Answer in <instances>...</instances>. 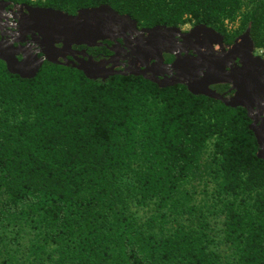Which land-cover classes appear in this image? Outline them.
<instances>
[{
    "label": "trees",
    "instance_id": "16d2710c",
    "mask_svg": "<svg viewBox=\"0 0 264 264\" xmlns=\"http://www.w3.org/2000/svg\"><path fill=\"white\" fill-rule=\"evenodd\" d=\"M37 4H106L143 28L249 29L264 49V0ZM249 124L183 85L94 81L49 62L22 79L0 61V264H264V161Z\"/></svg>",
    "mask_w": 264,
    "mask_h": 264
},
{
    "label": "water",
    "instance_id": "95a60500",
    "mask_svg": "<svg viewBox=\"0 0 264 264\" xmlns=\"http://www.w3.org/2000/svg\"><path fill=\"white\" fill-rule=\"evenodd\" d=\"M8 4L10 2L0 0V6ZM27 10L28 12L19 19L16 38L10 42L0 41V61L5 64L10 74L22 79H32L37 75L42 64L49 62L71 66L81 71L87 79L94 81L105 80L115 75L127 76L129 73L142 75L160 88L183 85L193 95L220 101L226 107L245 109L248 118L252 120L249 129L253 132L257 143L256 156L264 161V120L257 125L253 117L255 107L264 109V59L253 54L254 43L249 29L242 34L241 41L235 43L227 52V55L235 57L240 62V66L228 74L223 64L213 57L209 47L204 49L203 46L196 50L194 58H191L186 51L183 55L175 54L174 51L163 47L169 40L171 42L175 37L186 35L189 38L205 41L209 46L213 44L214 38H219L221 41L222 36L219 33L203 24L194 26L188 32H181L179 27L163 25L138 30L137 22L129 15L119 14L106 4L81 8L75 14L50 7H27ZM28 35L38 48L36 53L30 45L14 46L15 42H25L24 39ZM118 39L122 40L137 57L134 61L136 66L137 63L142 64L150 60L162 65L163 52L175 54L176 60L168 67L171 68L169 72L174 71L175 74L162 77L152 72L147 76V68L137 72L128 67L126 68L128 73L116 70L117 65L114 60L117 55L116 49L120 46ZM104 41L113 44L110 50L114 55L107 61H94L84 50L73 49L74 46L86 48L100 46ZM38 53L41 54L40 57ZM19 55L22 56L21 60L18 59ZM220 75L226 76V79H216ZM217 83L231 84L235 91L234 95L226 97L211 89V85Z\"/></svg>",
    "mask_w": 264,
    "mask_h": 264
},
{
    "label": "flooded vegetation",
    "instance_id": "af4514ba",
    "mask_svg": "<svg viewBox=\"0 0 264 264\" xmlns=\"http://www.w3.org/2000/svg\"><path fill=\"white\" fill-rule=\"evenodd\" d=\"M27 7L30 8H37V7H43L37 4V0H31L29 3H11L8 5L0 6V41H13L14 38H16V34L19 30V19L28 12ZM194 26L196 25H183L180 26L181 32H188L190 31ZM138 30H141L143 27H138ZM217 33H219L222 36L221 41H219V38H214L213 44L209 46L208 43L202 42V40H197L196 38H189L186 36L183 37H175L174 41L169 40L168 43L164 44L163 47L168 48L169 50H172L175 52V54H184L185 51L187 54L194 58L196 57L195 51L202 48L204 46V49L209 47V50L213 57H216V59L223 64V67L225 69V72L230 74L234 69H236L238 66H240V62L238 59H235V57L227 55L228 50L237 42H240V37L245 32L240 33L239 35H236L234 37H231L221 31H218L214 29ZM251 37V36H250ZM252 39V38H251ZM25 42H15L14 46L23 45V46H32V50L34 53L37 52V47L32 42V38L30 35L25 37ZM253 41V40H252ZM118 42L120 43V46L117 47V55L115 58V65L116 70L118 71H124L128 73V70L126 68L130 67L131 69H134L137 72H141L147 68L146 75L149 76L152 74V72L159 74L162 77L165 76H172L175 74L174 71L169 72L171 68H168L172 65V63L176 60L175 54H170L167 52L162 53L163 57V64L159 65L154 60L147 61L146 63L138 64L136 66L134 64V61L137 59V57L132 54L131 50L125 46V44L122 42V40L118 39ZM112 43L109 41L102 42V45L86 48L83 46L76 47L74 46L73 49L75 51H81L84 50L88 56H90L94 61H107L109 60L113 55L114 52L110 50L112 47ZM134 45V44H132ZM245 49V47H243ZM247 48V46H246ZM255 51V47H254ZM253 51V54H254ZM76 54V53H75ZM241 54V53H240ZM38 56L40 57L41 54L38 53ZM256 56V55H255ZM80 57V56H78ZM18 59L21 60L22 56L19 55ZM68 59H71V57H68ZM44 64V63H43ZM42 64V65H43ZM158 64V65H157ZM110 66V65H109ZM42 67V66H41ZM127 76H133V77H142V75H131L127 74ZM202 78V75L200 76ZM145 79V78H144ZM216 79H226V76L220 75L217 76ZM211 89L215 90L216 92L226 96V97H232L235 93V91L232 89L231 84L227 83H217L211 85ZM262 109V108H261ZM259 109L257 107L254 108V114L253 117L257 123V125H260L262 121L264 120V109ZM245 110V109H244ZM246 111V110H245ZM247 114V112H246ZM250 119V118H249ZM252 120L250 119V123Z\"/></svg>",
    "mask_w": 264,
    "mask_h": 264
},
{
    "label": "built area",
    "instance_id": "2783aa9c",
    "mask_svg": "<svg viewBox=\"0 0 264 264\" xmlns=\"http://www.w3.org/2000/svg\"><path fill=\"white\" fill-rule=\"evenodd\" d=\"M254 55L259 56L264 59V49L255 48Z\"/></svg>",
    "mask_w": 264,
    "mask_h": 264
},
{
    "label": "rangeland",
    "instance_id": "374dc122",
    "mask_svg": "<svg viewBox=\"0 0 264 264\" xmlns=\"http://www.w3.org/2000/svg\"><path fill=\"white\" fill-rule=\"evenodd\" d=\"M190 24H187V27L189 26ZM228 29H234L236 27V24H231V23H226Z\"/></svg>",
    "mask_w": 264,
    "mask_h": 264
}]
</instances>
